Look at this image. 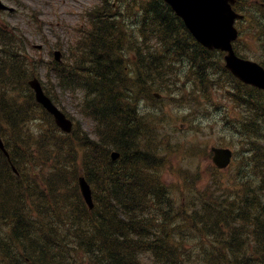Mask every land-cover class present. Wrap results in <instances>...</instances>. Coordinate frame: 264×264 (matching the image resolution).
Wrapping results in <instances>:
<instances>
[{
	"label": "trees",
	"instance_id": "trees-1",
	"mask_svg": "<svg viewBox=\"0 0 264 264\" xmlns=\"http://www.w3.org/2000/svg\"><path fill=\"white\" fill-rule=\"evenodd\" d=\"M111 1L99 0L87 13L88 28L76 46L81 51L72 71L85 92L82 112L98 122L97 142L82 145L79 166L71 157L73 146L47 131L41 133L36 150L44 153L39 159L54 163L50 169L29 172L30 163L37 160L27 148L26 124L36 114V105L31 93L24 94L29 90L28 72L17 52L23 49L21 35L0 27V135L18 173H12L0 152V264H142L143 256H149L151 264H264L263 92L235 80L237 86L230 92L245 120L229 123L243 143L233 195L218 194L210 185L198 190L186 175L174 203L169 189L158 181L159 143L155 145L154 131L136 105L155 91L180 89L173 78L180 81L189 73L196 87L205 90L221 66L216 53L199 46L162 0H142L139 6L137 0H121L124 13L140 9L143 27L136 43L126 37L115 18L122 12L113 10ZM129 52L135 56L131 66L126 64ZM64 72L67 79L72 75L60 74ZM112 150L120 153L116 163L109 159ZM79 172L92 187V211L80 197ZM187 242L194 248L185 261Z\"/></svg>",
	"mask_w": 264,
	"mask_h": 264
},
{
	"label": "rangeland",
	"instance_id": "rangeland-1",
	"mask_svg": "<svg viewBox=\"0 0 264 264\" xmlns=\"http://www.w3.org/2000/svg\"><path fill=\"white\" fill-rule=\"evenodd\" d=\"M2 1L14 6L15 11L12 14L0 13L1 24L17 27L23 33L29 42L25 52L27 60L40 62L42 67L40 69L39 67L34 68V70L40 72V79L49 80L53 83L51 74L49 78L46 77L48 70L45 66V63L52 58L50 55L52 49L55 47L61 51L62 56L65 55L70 44L75 42L76 29L86 25V22L82 24V12L96 0ZM251 1L248 8L251 12H256L255 17L251 22L244 24L242 31L246 33V40L239 47L241 53L254 57L260 56L258 43L260 42L262 46L264 44V0ZM114 4L116 7V1ZM137 14L138 12L130 18L132 26L135 25ZM34 46H41V49H35ZM131 57L132 55L128 54V58ZM140 73L143 75V71L140 70ZM47 85L58 104L68 114L80 121L82 128L93 137V124L88 119L79 116L76 111L80 93H69L57 86L53 87L50 83ZM215 91L210 97L211 106L207 104L205 107L194 108L195 102L173 101L169 96H162L158 102L143 100L138 105L139 111L149 115L153 129L160 132L161 139L166 141L165 147L170 150V154L167 155L169 159L167 156L162 158L161 169H164L161 173V182L166 183L174 192L183 189V185H185L184 176L186 175L191 176L199 190L208 184L214 172L211 167L210 147L219 146V144H223L224 147H229L231 144L239 146L234 133L225 129L220 112L213 106L226 105L225 119L231 120V118H236L238 114L231 105L221 101L216 96ZM200 100L204 104L206 97L200 98ZM254 116L252 117L253 122H255ZM42 125L43 123L34 125V122H31L29 132L37 133ZM39 164L42 169L47 168V165L40 162ZM231 172V168L218 172L217 179L221 189L227 186L234 187L233 184L237 183L235 175L232 176ZM227 193L232 196L234 192L228 191ZM42 221L44 222L45 219ZM141 260L145 264H149L146 256H143Z\"/></svg>",
	"mask_w": 264,
	"mask_h": 264
},
{
	"label": "water",
	"instance_id": "water-1",
	"mask_svg": "<svg viewBox=\"0 0 264 264\" xmlns=\"http://www.w3.org/2000/svg\"><path fill=\"white\" fill-rule=\"evenodd\" d=\"M175 13L183 20L187 29L202 44L209 47H221L227 49L225 56L226 67L241 81L264 89V70L256 63L244 61L237 58L231 51L228 42L233 39L230 28L234 15L230 4L233 0H165ZM0 8H4L0 4ZM37 91V100L43 103L56 116V121L64 126L61 115L50 108L41 96L38 87L33 85ZM1 147V144H0ZM213 160L218 167H225L229 162L230 152L227 149L213 148ZM114 157V155H113ZM80 187L84 198L90 204L85 182L80 180Z\"/></svg>",
	"mask_w": 264,
	"mask_h": 264
},
{
	"label": "bare ground",
	"instance_id": "bare-ground-1",
	"mask_svg": "<svg viewBox=\"0 0 264 264\" xmlns=\"http://www.w3.org/2000/svg\"><path fill=\"white\" fill-rule=\"evenodd\" d=\"M107 5V4H106ZM128 9H130V8H128ZM98 13H99V11H98ZM259 13V12H258ZM74 14V13H73ZM154 16V15H153ZM163 16V15H162ZM76 19V18H75ZM179 19V18H178ZM98 20V19H97ZM112 24V23H111ZM261 26V25H260ZM114 27V26H113ZM147 28V27H146ZM157 28V27H156ZM160 28V27H159ZM170 28V27H169ZM117 29V28H116ZM162 29V28H161ZM175 29V28H174ZM108 30H109V28H108ZM169 30V29H168ZM186 31V30H185ZM162 32V31H161ZM92 34V33H91ZM114 34V33H113ZM108 36V35H107ZM178 36V35H177ZM160 37V36H159ZM121 38V37H120ZM181 38V37H180ZM96 39V38H95ZM119 40V39H118ZM135 40V39H134ZM185 40V39H184ZM159 42H161V41H159ZM138 43V42H137ZM184 43V42H183ZM191 43V42H190ZM114 44V43H113ZM126 44V43H125ZM182 44V43H181ZM122 45V44H121ZM162 45V44H161ZM90 46V45H89ZM186 46V45H185ZM188 46V45H187ZM106 47V46H105ZM124 47V46H123ZM122 47V48H123ZM150 47V46H149ZM152 47V46H151ZM174 47V46H173ZM191 47V46H190ZM107 48V47H106ZM110 48V47H109ZM130 48V47H129ZM165 48V47H164ZM195 48V47H194ZM262 48H264V44H263V47ZM106 50V49H105ZM120 50H122V49H120ZM130 50V49H129ZM128 50V51H129ZM182 50V49H181ZM186 50V49H185ZM133 51V50H132ZM135 51V50H134ZM177 51V50H176ZM182 52V51H181ZM104 53V52H103ZM113 54V53H112ZM199 54V53H198ZM125 55V54H124ZM111 56V55H110ZM175 56V55H174ZM185 57V56H184ZM196 57V56H195ZM194 57V58H195ZM12 58V57H11ZM156 58V57H155ZM161 58V57H160ZM169 58V57H168ZM198 58V57H197ZM110 59V58H109ZM151 59V58H150ZM207 59V58H206ZM102 60V59H101ZM204 60V59H203ZM106 61V60H105ZM121 61V60H120ZM176 61V60H175ZM208 61V60H207ZM214 61V60H213ZM92 62V61H91ZM138 62V61H137ZM204 62V61H203ZM89 63V62H88ZM152 63H153V61H152ZM187 63V62H186ZM193 63V62H192ZM116 64V63H115ZM155 64V63H154ZM122 65V64H121ZM131 65V64H130ZM144 65V64H143ZM182 65V64H181ZM106 66V65H105ZM112 66V65H111ZM123 66V65H122ZM146 66V65H145ZM151 66V65H150ZM157 66V65H156ZM160 66V65H159ZM179 66H180V64H179ZM214 66V65H213ZM218 66V65H217ZM13 67V66H12ZM133 67V66H132ZM181 67V66H180ZM182 67H184V65L182 66ZM201 67V66H200ZM209 67V66H208ZM100 68V67H99ZM148 68V67H147ZM152 68V67H151ZM174 68V67H173ZM172 68V69H173ZM118 69H119V67H118ZM176 69V68H175ZM185 70V69H184ZM183 71V70H182ZM109 72V71H108ZM133 72V71H132ZM137 72V71H136ZM212 72V71H211ZM205 73V72H204ZM106 74V73H105ZM112 74V73H111ZM137 74V73H136ZM167 74V73H166ZM110 75V74H109ZM157 75V74H156ZM134 76V75H133ZM119 77V76H118ZM143 77V76H142ZM203 77V76H202ZM140 78V77H139ZM167 79V78H166ZM204 79V78H203ZM212 79V78H211ZM103 82V81H102ZM125 82V81H124ZM151 82V81H150ZM156 82V81H155ZM90 83V82H89ZM177 83V82H176ZM126 84H128V83H126ZM201 83H199V85H200ZM98 85V84H97ZM152 86V85H151ZM202 86V85H201ZM200 86V87H201ZM104 87V86H103ZM121 87V86H120ZM132 87V86H131ZM84 88V87H83ZM97 88V87H96ZM105 88V87H104ZM166 88V87H165ZM175 88V87H174ZM204 89V88H203ZM244 89V88H243ZM247 90V89H246ZM95 91V90H94ZM148 91V90H147ZM92 92V91H91ZM119 92V91H118ZM234 94H235V92H234ZM101 95V94H100ZM99 95V96H100ZM239 95V94H238ZM123 96V95H122ZM120 97V96H119ZM131 97V96H130ZM262 97V96H261ZM134 99V98H133ZM136 99V98H135ZM132 100V99H131ZM170 100V99H169ZM115 102V101H114ZM260 102V101H259ZM84 103H86V101H84ZM117 105V104H116ZM231 106H232V109H235V108H237V105L233 102V103H231ZM252 107V106H251ZM113 108V107H112ZM9 109V108H8ZM14 109V108H13ZM253 109V108H252ZM99 110V109H98ZM106 110V109H105ZM7 113V112H6ZM106 113V112H105ZM257 115V114H256ZM126 116V115H125ZM257 117V116H256ZM131 121V120H130ZM98 123V122H97ZM139 123V122H138ZM110 125V124H109ZM242 125V124H241ZM242 128V127H241ZM260 128V127H259ZM223 130V129H222ZM145 131H147V130H145ZM246 132V131H245ZM122 134V133H121ZM149 135V134H148ZM261 135V134H260ZM121 136V135H120ZM148 137V136H147ZM20 138V137H19ZM130 138V137H129ZM137 138V137H136ZM153 138V137H152ZM244 138V137H243ZM247 138V137H246ZM44 141V140H43ZM13 144V146H14V143H12ZM140 146V145H139ZM136 148V147H135ZM15 149V148H14ZM129 150V149H128ZM20 151V150H19ZM136 151V150H135ZM250 151V150H249ZM261 152V151H260ZM139 153V152H138ZM128 154V153H127ZM131 154L132 153H130V156H131ZM133 155V154H132ZM138 155V154H137ZM148 155V154H147ZM255 155V154H254ZM134 156V155H133ZM135 156H136V154H135ZM134 156V157H135ZM140 157V156H139ZM137 158V157H136ZM262 158V157H261ZM130 159V158H129ZM2 160V159H1ZM255 161V160H254ZM121 163V162H120ZM128 164V163H127ZM262 164V163H261ZM262 167V166H261ZM145 168V167H144ZM130 169V168H129ZM146 169V168H145ZM1 171V170H0ZM11 171V170H10ZM260 171V170H259ZM123 176V175H122ZM256 177V176H255ZM243 178V177H242ZM28 180V179H27ZM153 180V179H152ZM236 180V179H235ZM73 183V182H72ZM259 183V182H258ZM29 185V184H28ZM264 185V184H263ZM19 186V185H18ZM164 188V187H163ZM61 190H62V188H61ZM145 190V189H144ZM15 194V193H14ZM239 194V193H238ZM251 194V193H250ZM152 195V194H151ZM247 196V195H246ZM243 198V197H242ZM16 200V199H15ZM237 200V199H236ZM251 201V200H250ZM257 201V200H256ZM163 203V202H162ZM21 204V203H20ZM160 205V204H159ZM164 206V205H163ZM248 206V205H247ZM256 206V205H255ZM254 207V206H253ZM194 208V207H193ZM230 208V207H229ZM178 209V208H177ZM233 209V208H232ZM94 210V209H93ZM262 210V209H261ZM29 211V210H28ZM159 211V210H158ZM18 212V211H17ZM71 212V211H70ZM172 212V211H171ZM229 212V211H228ZM241 214V213H240ZM248 214V213H247ZM54 215V214H53ZM175 215V214H174ZM205 215V214H204ZM163 216V215H162ZM48 217H49V215H48ZM183 217V216H182ZM202 217V216H201ZM205 217V216H204ZM154 218V217H153ZM54 219V218H53ZM181 219V218H180ZM205 219V218H204ZM16 220V219H15ZM185 220V219H184ZM174 221V220H173ZM13 223V222H12ZM26 223V222H25ZM32 223V222H31ZM89 223V222H88ZM149 223V222H148ZM254 223V222H253ZM39 224V223H38ZM252 224V223H251ZM250 224V225H251ZM101 225V224H100ZM63 226V225H62ZM172 226V225H171ZM23 227V226H22ZM202 227V226H201ZM15 228V227H14ZM30 228V227H29ZM108 228V227H107ZM166 228H167V226H166ZM216 228V227H215ZM41 229H43V228H41ZM59 229V228H58ZM57 229V230H58ZM190 229V228H189ZM206 230V229H205ZM208 230V229H207ZM115 231V230H114ZM193 231V230H192ZM218 231V230H217ZM32 232V231H31ZM164 232V231H163ZM19 233V232H18ZM95 233V232H94ZM172 233V232H171ZM209 233V232H208ZM238 233V232H237ZM175 234V233H174ZM162 235V234H161ZM220 236V235H219ZM237 236V235H236ZM33 237V236H32ZM196 237V236H195ZM74 238V237H73ZM130 238V237H129ZM246 238V237H245ZM220 239V238H219ZM228 239V238H227ZM236 239V238H235ZM64 241V240H63ZM75 241V240H74ZM183 242V241H182ZM18 243V242H17ZM31 243V242H30ZM72 244V243H71ZM116 244V243H115ZM104 245V244H103ZM106 245V244H105ZM239 245V244H238ZM220 246V245H219ZM102 247V246H101ZM109 247V246H108ZM38 248V247H37ZM244 248V247H243ZM65 249V248H64ZM115 249V248H114ZM168 249V248H167ZM242 249V248H241ZM214 250V249H213ZM205 251V250H204ZM243 251V250H242ZM229 252V251H228ZM216 253H218V252H216ZM170 254V253H169ZM207 255V254H206ZM166 256V255H165ZM234 256V255H233ZM89 257V256H88ZM207 258V257H206ZM264 258V257H263ZM97 259V258H96ZM233 259V258H232ZM191 260V259H190ZM218 260V259H217ZM242 260V259H241ZM35 261V260H34ZM235 261V260H234ZM254 261V260H253ZM259 261V260H258ZM155 262V261H154ZM171 262V261H170ZM184 262V261H183ZM191 262V261H190ZM242 262V261H241ZM240 262V263H241ZM35 263V262H34ZM38 264V263H37ZM94 264V263H93ZM99 264V263H98ZM135 264V263H134ZM208 264V263H207ZM215 264V263H214Z\"/></svg>",
	"mask_w": 264,
	"mask_h": 264
}]
</instances>
